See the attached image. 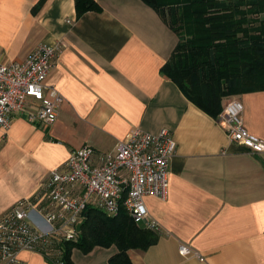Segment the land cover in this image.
Returning <instances> with one entry per match:
<instances>
[{
  "label": "crops",
  "instance_id": "obj_1",
  "mask_svg": "<svg viewBox=\"0 0 264 264\" xmlns=\"http://www.w3.org/2000/svg\"><path fill=\"white\" fill-rule=\"evenodd\" d=\"M91 1L97 9L77 17L74 0H0V62H22L40 44L58 46L44 83L63 99L50 125L13 117L0 129V216L36 201L72 151L92 148L99 165L134 130L167 129L176 144L167 197H144L158 241L129 250L131 264H264V153L231 143L219 115L197 108L165 77L177 38L153 9L141 0ZM233 98L243 105L244 129L264 141V91ZM181 246L197 256H180ZM114 253L81 255L84 264H107ZM18 260L48 264L27 251Z\"/></svg>",
  "mask_w": 264,
  "mask_h": 264
},
{
  "label": "built area",
  "instance_id": "obj_2",
  "mask_svg": "<svg viewBox=\"0 0 264 264\" xmlns=\"http://www.w3.org/2000/svg\"><path fill=\"white\" fill-rule=\"evenodd\" d=\"M59 49L40 44L22 62H0V129H8L13 117L43 125L57 119L63 99L44 82ZM242 112L238 99H227L218 124L231 143L249 153H264V141L244 129ZM175 148L171 133L161 129L156 134L134 130L99 165L93 164L92 148L72 151L63 168L49 174L36 201L21 200L0 216V264H19L21 251L53 256L62 264L61 252L52 247L78 238L76 226L86 208L109 217L123 211L134 223L145 222L147 229L157 231V224L148 219L144 197L166 199L169 160ZM178 252L182 257L197 256L185 246Z\"/></svg>",
  "mask_w": 264,
  "mask_h": 264
},
{
  "label": "trees",
  "instance_id": "obj_3",
  "mask_svg": "<svg viewBox=\"0 0 264 264\" xmlns=\"http://www.w3.org/2000/svg\"><path fill=\"white\" fill-rule=\"evenodd\" d=\"M175 34L177 43L162 68L197 108L216 118L221 101L248 91H264V0H141ZM77 17L97 9L91 0H74ZM75 241L54 245L62 264H74L73 250L88 255L114 248L107 264H131L127 252H145L158 233L140 227L123 211L109 217L86 208ZM48 264H58L44 256Z\"/></svg>",
  "mask_w": 264,
  "mask_h": 264
},
{
  "label": "rangeland",
  "instance_id": "obj_4",
  "mask_svg": "<svg viewBox=\"0 0 264 264\" xmlns=\"http://www.w3.org/2000/svg\"><path fill=\"white\" fill-rule=\"evenodd\" d=\"M259 17H260V19H263L264 18V14L260 15ZM228 98H230V97H226V98L222 99V101H221V109L223 107V104H224L225 100L228 99ZM154 233H157V231H154ZM74 259H75V263L76 264H84V261L82 259V255H81L80 252H78V251L74 252Z\"/></svg>",
  "mask_w": 264,
  "mask_h": 264
},
{
  "label": "water",
  "instance_id": "obj_5",
  "mask_svg": "<svg viewBox=\"0 0 264 264\" xmlns=\"http://www.w3.org/2000/svg\"><path fill=\"white\" fill-rule=\"evenodd\" d=\"M80 229H81V224H78V225L76 226V230H77L78 232H80Z\"/></svg>",
  "mask_w": 264,
  "mask_h": 264
}]
</instances>
